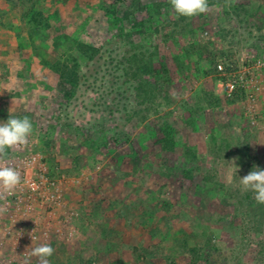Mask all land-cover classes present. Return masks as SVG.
I'll return each instance as SVG.
<instances>
[{
  "label": "rangeland",
  "instance_id": "374dc122",
  "mask_svg": "<svg viewBox=\"0 0 264 264\" xmlns=\"http://www.w3.org/2000/svg\"><path fill=\"white\" fill-rule=\"evenodd\" d=\"M209 5L0 0V123L33 125L8 158L44 156L62 192L0 199V264L33 231L50 264H264V204L240 184L264 169V0Z\"/></svg>",
  "mask_w": 264,
  "mask_h": 264
},
{
  "label": "clouds",
  "instance_id": "9594fccd",
  "mask_svg": "<svg viewBox=\"0 0 264 264\" xmlns=\"http://www.w3.org/2000/svg\"><path fill=\"white\" fill-rule=\"evenodd\" d=\"M169 3L177 17L191 18L207 13L210 8L209 0H169ZM32 131L33 125L27 116H9L6 122L0 123V199L6 200L23 182L21 171L9 163L8 151L26 147ZM240 184L244 190L254 193L257 203L264 204V169L254 165L247 175L240 178ZM6 211V207L0 206V213ZM31 239V250L22 254L23 264H31L33 257L37 258V264H50L49 258L53 256L54 248L48 243L33 246L35 238L32 235Z\"/></svg>",
  "mask_w": 264,
  "mask_h": 264
},
{
  "label": "built area",
  "instance_id": "2783aa9c",
  "mask_svg": "<svg viewBox=\"0 0 264 264\" xmlns=\"http://www.w3.org/2000/svg\"><path fill=\"white\" fill-rule=\"evenodd\" d=\"M218 67L222 69L221 65ZM247 71L250 70L248 69ZM236 82V79H233L227 83L229 91L232 92L234 90ZM22 151L25 152L26 150L22 149ZM25 154L21 158H8L9 163L21 171L23 179L22 184L17 187L12 195L18 194L17 199L21 202L22 198H26L28 202H32L35 201V198L39 197L54 209L60 207L62 205V192L59 187V181L52 177V169L47 158L31 152H26ZM30 234L35 238L33 245L38 242H47L49 239L48 234H44V238L36 231ZM31 235L28 237L29 244L25 249L13 248L12 253H14V256H23L22 254L30 249L32 246Z\"/></svg>",
  "mask_w": 264,
  "mask_h": 264
},
{
  "label": "trees",
  "instance_id": "16d2710c",
  "mask_svg": "<svg viewBox=\"0 0 264 264\" xmlns=\"http://www.w3.org/2000/svg\"><path fill=\"white\" fill-rule=\"evenodd\" d=\"M97 51L98 50H96L95 48H93L92 49V52H94V53H97ZM90 57H92V55L90 56ZM107 61H108V63H107ZM106 63L108 64V65H110V64H112V60H106ZM90 74V73H89ZM69 79H70V81H71V83H73V85H75V86H77V85H79L78 83H79V81H81L82 79H85V78H87V76H86V74H80V72H76V71H72L70 74H69ZM95 80H97V78L99 77V76H97V75H95ZM111 77V76H110ZM101 79H102V81H103V84H104V88H106V95L105 96H103V104L105 105V109H109L110 107H111V105H112V103H113V105H114V102H116L117 101V98H116V100L114 99H111L110 97H108V95H107V93H108V88H110V86H112V84L111 85H109V81H111V80H107L106 79V76L104 75L103 76V78L102 77H100ZM97 82V81H96ZM94 86H96L95 84H93ZM114 85V84H113ZM100 88V87H99ZM119 88V87H118ZM116 89L117 88H115V89H111L110 90V92H109V95H113V94H115L116 96H120L119 94H117L116 93ZM99 98V97H98ZM110 101H112V103L110 104ZM93 105H95V102L94 103H92ZM92 107H94V106H92ZM117 109H118V103L116 104V107L114 108V109H112V110H114V111H117ZM136 109V108H135ZM113 111V112H114ZM136 111V110H135ZM48 160V159H47ZM48 162L50 163V161L48 160Z\"/></svg>",
  "mask_w": 264,
  "mask_h": 264
}]
</instances>
